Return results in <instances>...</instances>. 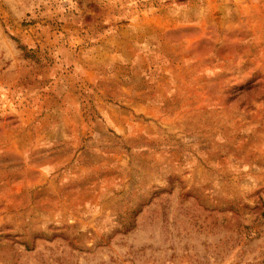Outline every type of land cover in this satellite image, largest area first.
Instances as JSON below:
<instances>
[{
  "label": "rangeland",
  "instance_id": "1",
  "mask_svg": "<svg viewBox=\"0 0 264 264\" xmlns=\"http://www.w3.org/2000/svg\"><path fill=\"white\" fill-rule=\"evenodd\" d=\"M0 264H264V0H0Z\"/></svg>",
  "mask_w": 264,
  "mask_h": 264
}]
</instances>
